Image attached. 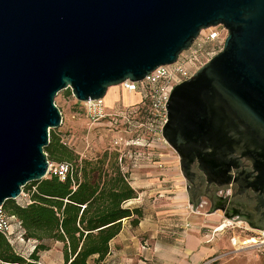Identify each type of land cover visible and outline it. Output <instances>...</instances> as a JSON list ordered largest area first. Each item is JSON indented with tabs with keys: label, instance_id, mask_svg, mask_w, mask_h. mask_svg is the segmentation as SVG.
I'll use <instances>...</instances> for the list:
<instances>
[{
	"label": "water",
	"instance_id": "obj_1",
	"mask_svg": "<svg viewBox=\"0 0 264 264\" xmlns=\"http://www.w3.org/2000/svg\"><path fill=\"white\" fill-rule=\"evenodd\" d=\"M218 25L223 48L166 103L163 137L197 187L225 185L236 155L264 151V0H0V206L48 175L61 91L105 98Z\"/></svg>",
	"mask_w": 264,
	"mask_h": 264
},
{
	"label": "trees",
	"instance_id": "obj_2",
	"mask_svg": "<svg viewBox=\"0 0 264 264\" xmlns=\"http://www.w3.org/2000/svg\"><path fill=\"white\" fill-rule=\"evenodd\" d=\"M64 96H72L71 90H64ZM67 138L52 129L45 152L52 163L70 162L73 173L65 180L47 175L31 182L24 188L30 192L28 202L7 200L3 205L19 222L14 237L20 233L33 246L25 251L18 239L12 242L0 232V264H42L47 240L63 243L65 264H107L111 241L124 220L137 226L144 217L142 207L128 204L139 191L123 169L129 160L122 150L114 147L101 157L81 158Z\"/></svg>",
	"mask_w": 264,
	"mask_h": 264
},
{
	"label": "built area",
	"instance_id": "obj_3",
	"mask_svg": "<svg viewBox=\"0 0 264 264\" xmlns=\"http://www.w3.org/2000/svg\"><path fill=\"white\" fill-rule=\"evenodd\" d=\"M203 31L205 33H201L175 63L157 67L140 81L127 80L117 86L121 88L122 95L112 106H108L106 98L80 102L82 113L90 126H100L104 121L114 124L112 128L117 131L114 144L119 148L123 145L127 147L128 152L122 154L129 160V164L123 167L126 172L140 162L154 164L160 169L165 167V163L152 149H157L162 141H166L163 137V128L168 120L166 103L175 86L192 78L199 68L223 48L227 37V29L223 25ZM124 92L138 95L139 100L125 102L122 97ZM66 140L67 144L72 145L69 138ZM72 173L73 165L70 162H49L48 175L65 180ZM16 200L21 203L28 202L30 192L23 189ZM18 226L19 222L0 206V232L12 242L16 239L24 241L20 233L14 237ZM231 228L234 238L249 236L252 239L248 245L239 244L237 250L254 248L264 252V229L240 223H234Z\"/></svg>",
	"mask_w": 264,
	"mask_h": 264
},
{
	"label": "rangeland",
	"instance_id": "obj_4",
	"mask_svg": "<svg viewBox=\"0 0 264 264\" xmlns=\"http://www.w3.org/2000/svg\"><path fill=\"white\" fill-rule=\"evenodd\" d=\"M201 33H205L202 31ZM109 96L106 98V101L108 103H113L116 99H118V91L119 88L116 86L113 89H109ZM123 100L125 102H130L134 100H139L138 95H132L129 92L123 93ZM109 99H111L109 101ZM55 102L57 106L59 107L62 116L63 121L61 126H59L58 132H60L61 136H68L69 140L72 143V147L74 148L75 152L80 155V157L84 158H97L101 157L105 152L109 151V149H112L114 147H117L114 144L115 137L117 136V131L113 130V123H109V121H104L100 123V126H90V123L86 120L82 113L81 104L77 99L72 95L69 97L64 96V91H61L55 98ZM122 152L126 154L127 147L123 145L121 148ZM166 151H175L168 145L166 141H162L159 149H152L155 153H159L161 150ZM113 150V149H112ZM150 150V148H149ZM146 151H148L146 149ZM176 154V153H175ZM86 156V157H85ZM177 164V163H176ZM136 176L139 177V180H132L134 183V187H138L139 185H142V182H145L147 180L143 179V176L152 177L154 176L152 174L153 169H139L134 170ZM179 177L177 180H182V192H184L183 197L177 201V203L173 206L174 211L169 213V211L161 212L159 213L162 221V231L157 236L156 240L158 241H165V237H169L170 235L165 233V222L174 220V224L177 222L183 223L184 225H187L189 227L193 226H201L202 233H207V230H210V226H216L218 224H221L220 227H223L221 230H225V232H222L221 235L216 237V239H212L211 243L217 242L220 240V237L225 239V243L223 244L220 252L216 255H211L208 257H205L202 261L199 262V264H264V252L260 250H256L254 248H244L237 250V246L233 243L230 244L228 238H231V232H232V225L234 223H240L242 225H246L248 227H252L246 222L243 221H237V220H229L230 218H227L222 210H215L211 211V207L209 204V200L206 197L200 198L198 200V206L195 208V204L192 201L190 189L187 190V180L182 175V172L179 171ZM141 177V178H140ZM130 179V177H129ZM130 180V181H131ZM137 190L141 193L140 187L137 188ZM159 200V194L155 195H142L141 201L147 202L149 205V208H151V211H158L159 209H164L165 206L169 205H160L158 204ZM130 205V204H129ZM132 206H134L131 203ZM180 206V208H179ZM176 207V208H175ZM213 213V217H210V214ZM16 227V226H15ZM254 228V227H252ZM257 229V228H256ZM206 230V231H205ZM233 234V233H232ZM126 236H128V239L132 238V232L130 230L127 231ZM143 237V236H142ZM171 237V236H170ZM245 237V236H244ZM142 239V238H141ZM151 239V236L148 235L146 237H143L142 242L145 245L146 248L150 247L149 245L152 244L149 241ZM174 241V239H171ZM171 244L179 246V242L174 241L170 242ZM46 244L49 246V240L46 241ZM33 244L31 242L27 241H21V247L25 251H28L32 248ZM42 255V264H64L65 260L61 252L60 245L54 244V246L46 251L41 252ZM148 256L146 254H142L140 256V259L146 262V264H150L149 261H147ZM91 264H93V261H90Z\"/></svg>",
	"mask_w": 264,
	"mask_h": 264
},
{
	"label": "crops",
	"instance_id": "obj_5",
	"mask_svg": "<svg viewBox=\"0 0 264 264\" xmlns=\"http://www.w3.org/2000/svg\"><path fill=\"white\" fill-rule=\"evenodd\" d=\"M115 88V87H114ZM118 91V99L113 103H108V106H112L117 100H119L122 95L121 88ZM111 92V91H109ZM111 99H109L110 101ZM161 144H159L158 149ZM176 153V152H175ZM166 150H161L159 153H156L160 160L165 163V167L160 169L154 164L148 162H140L137 165L133 166L129 170L130 180H139L134 172V170L139 169H153L152 174L154 176L147 177L143 176V179L147 180L142 182V185L138 187L141 190L137 198L131 200L128 204L131 203L134 206L142 207L144 212V217L137 226H132L131 219L124 220L123 229L121 233L111 241L110 253L106 259L107 264H146L143 260L140 259L142 254L148 256L147 261L150 264H199L205 257L216 255L220 252L223 244L226 242L225 239L220 237V240L217 242L211 243L212 239L225 232L221 230L223 227H220L221 224L216 226H210V230H207V233H202L201 226H191L188 228L187 225L177 222L174 224V220L165 222V233L169 234V237H165V241H157L156 238L162 231V221L161 212L171 213L174 211V205L179 199L183 197L184 192H182V180H177L179 177L180 163L179 156L176 153ZM177 163V164H176ZM141 178V177H140ZM134 186V183L132 182ZM190 189V184L187 182V190ZM159 194L158 204L160 205H169L165 206L164 209H159L158 211H151L149 204L147 202L141 201L142 195H155ZM191 194V192H190ZM192 198V196H191ZM195 204V208L198 206ZM212 209V206H210ZM176 208V207H175ZM180 208V206H179ZM213 211V210H211ZM224 213V212H223ZM213 213L210 214V217H213ZM225 215V214H224ZM215 216V215H214ZM264 229V228H263ZM132 232V238L128 239L126 236L127 231ZM206 231V230H205ZM150 235L152 244L150 247L146 248L142 242L143 237ZM143 236V237H142ZM142 238V239H141ZM174 241L179 242V246L171 244L170 242ZM230 244H235L238 246L248 245L252 242V239L249 236H243L241 238H234L231 232V238H228ZM54 244L60 245L61 252L63 253V243L59 241H49V251L54 246ZM65 260V259H64ZM65 264V263H64Z\"/></svg>",
	"mask_w": 264,
	"mask_h": 264
},
{
	"label": "flooded vegetation",
	"instance_id": "obj_6",
	"mask_svg": "<svg viewBox=\"0 0 264 264\" xmlns=\"http://www.w3.org/2000/svg\"><path fill=\"white\" fill-rule=\"evenodd\" d=\"M235 163L227 171L226 184L213 183L197 187L190 184L193 201L206 197L212 210H222L229 220L243 221L250 226L264 228V151H248L236 155ZM195 181L203 174L194 167Z\"/></svg>",
	"mask_w": 264,
	"mask_h": 264
},
{
	"label": "bare ground",
	"instance_id": "obj_7",
	"mask_svg": "<svg viewBox=\"0 0 264 264\" xmlns=\"http://www.w3.org/2000/svg\"><path fill=\"white\" fill-rule=\"evenodd\" d=\"M114 87H111L110 89H113ZM109 96V90L107 92L106 98Z\"/></svg>",
	"mask_w": 264,
	"mask_h": 264
}]
</instances>
